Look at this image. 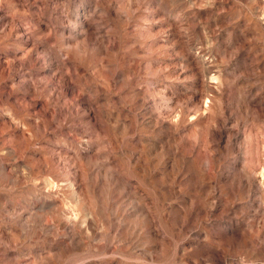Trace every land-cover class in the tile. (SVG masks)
<instances>
[{
    "label": "rangeland",
    "instance_id": "rangeland-1",
    "mask_svg": "<svg viewBox=\"0 0 264 264\" xmlns=\"http://www.w3.org/2000/svg\"><path fill=\"white\" fill-rule=\"evenodd\" d=\"M0 264H264V0H0Z\"/></svg>",
    "mask_w": 264,
    "mask_h": 264
}]
</instances>
